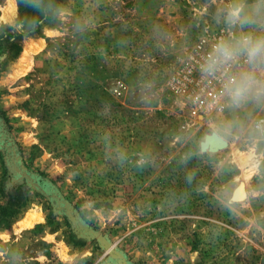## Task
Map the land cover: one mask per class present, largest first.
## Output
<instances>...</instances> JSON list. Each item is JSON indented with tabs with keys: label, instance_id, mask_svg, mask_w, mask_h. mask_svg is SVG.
Here are the masks:
<instances>
[{
	"label": "rangeland",
	"instance_id": "1",
	"mask_svg": "<svg viewBox=\"0 0 264 264\" xmlns=\"http://www.w3.org/2000/svg\"><path fill=\"white\" fill-rule=\"evenodd\" d=\"M229 33L264 35V0H60L13 61L0 48V204L26 198L0 264H264V91L230 84L264 62L209 74L199 48Z\"/></svg>",
	"mask_w": 264,
	"mask_h": 264
},
{
	"label": "clouds",
	"instance_id": "2",
	"mask_svg": "<svg viewBox=\"0 0 264 264\" xmlns=\"http://www.w3.org/2000/svg\"><path fill=\"white\" fill-rule=\"evenodd\" d=\"M30 6L38 7V0H30ZM229 26L249 23L247 18L241 17V9H232L226 18ZM23 28V24L18 25ZM240 56L246 57V62L250 65H257L264 62V35H253L251 33L235 37L229 33L228 38H222L214 47L213 54L205 67L209 74L213 73L221 64L236 61ZM231 94L234 102H239L244 95L254 86H258L260 91H264V82L257 81L254 73H242L239 78L230 81Z\"/></svg>",
	"mask_w": 264,
	"mask_h": 264
},
{
	"label": "trees",
	"instance_id": "3",
	"mask_svg": "<svg viewBox=\"0 0 264 264\" xmlns=\"http://www.w3.org/2000/svg\"><path fill=\"white\" fill-rule=\"evenodd\" d=\"M59 2L60 0H38L39 6L32 7L30 0H17L20 9L17 29H3L0 37V42H4V45H0L5 54L3 64L13 61L18 56L20 47L17 41L20 38L38 32L42 25L53 19ZM19 24H23L22 29L18 27ZM1 195L7 200L0 204V227H7L25 206L26 198L20 186L12 188L7 195L1 191Z\"/></svg>",
	"mask_w": 264,
	"mask_h": 264
},
{
	"label": "bare ground",
	"instance_id": "4",
	"mask_svg": "<svg viewBox=\"0 0 264 264\" xmlns=\"http://www.w3.org/2000/svg\"><path fill=\"white\" fill-rule=\"evenodd\" d=\"M6 11H5V14L0 18V19H2L4 22H11L13 19H14V6H13V4L12 3H8V6L6 7V9H5ZM210 137H208V139H209ZM214 138H215V136H214ZM207 141H209V140H207ZM206 141V145H208V147H209V144H211V142H207ZM212 141V140H211ZM218 141H220L219 139L218 140H216L215 139V144L218 146V148H220V147H222V142H221V144L218 142ZM205 145V143L202 145L203 146V149H204V146ZM212 147V146H211ZM210 147V148H211ZM216 147V146H215ZM214 147V149H216ZM210 150V149H209ZM238 192H239V194H238ZM243 194H244V191H243V188H238V190H237V195L239 196V198H242L243 197ZM39 219V216L38 215H36L35 213H28L27 215H26V218L25 219H23V220H21L17 225H16V227L17 228H28V227H30L31 225H32V223L34 222V221H37Z\"/></svg>",
	"mask_w": 264,
	"mask_h": 264
},
{
	"label": "built area",
	"instance_id": "5",
	"mask_svg": "<svg viewBox=\"0 0 264 264\" xmlns=\"http://www.w3.org/2000/svg\"><path fill=\"white\" fill-rule=\"evenodd\" d=\"M223 37H221L220 39H214V42H209L207 43L206 41L201 42V45L199 46V48H203V53L205 55L206 58H210V56L213 54V50L215 45L222 39ZM229 70V68H228ZM227 68L225 67V71H228ZM207 97L210 99V103L211 105H214L217 102V98L216 95L212 92H208L207 93ZM192 114H195V112L193 111Z\"/></svg>",
	"mask_w": 264,
	"mask_h": 264
},
{
	"label": "water",
	"instance_id": "6",
	"mask_svg": "<svg viewBox=\"0 0 264 264\" xmlns=\"http://www.w3.org/2000/svg\"><path fill=\"white\" fill-rule=\"evenodd\" d=\"M208 142H211V144H209L210 146H215L216 145L215 144V139L213 137L212 138H209V141ZM70 220H71V222H72V224H73V226H74V228L76 230L82 231V232H87V236H85V237H91V236L92 237H95L101 243V245L104 248L108 249V244L106 243V241L102 237H100L99 235H97V234H95V233H93L91 231L86 230L81 225H75V219L74 218L71 217ZM112 255H113V253H112Z\"/></svg>",
	"mask_w": 264,
	"mask_h": 264
}]
</instances>
